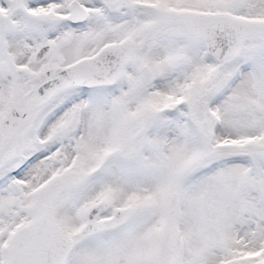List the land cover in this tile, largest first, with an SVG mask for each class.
<instances>
[{
	"label": "snow or ice",
	"instance_id": "6c2138e0",
	"mask_svg": "<svg viewBox=\"0 0 264 264\" xmlns=\"http://www.w3.org/2000/svg\"><path fill=\"white\" fill-rule=\"evenodd\" d=\"M0 264H264V0H0Z\"/></svg>",
	"mask_w": 264,
	"mask_h": 264
}]
</instances>
